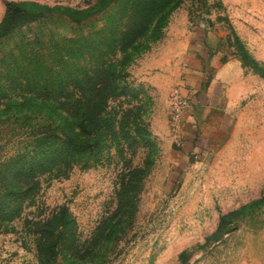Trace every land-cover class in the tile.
<instances>
[{"label":"rangeland","instance_id":"1","mask_svg":"<svg viewBox=\"0 0 264 264\" xmlns=\"http://www.w3.org/2000/svg\"><path fill=\"white\" fill-rule=\"evenodd\" d=\"M9 1L89 15L80 26L40 19L1 44L0 164L21 147L20 125L37 112L24 98L45 96L59 79L66 95L82 96L79 109L68 98L67 132L80 128L99 144L44 173L21 217L0 219V264H41L31 222L61 205L75 224L51 264L260 262L264 0H0V21ZM28 38L37 53L23 58L18 41ZM200 49L213 54L211 75L217 65L227 70L234 115L207 155L185 149L172 105L186 59ZM46 67L49 87L40 83Z\"/></svg>","mask_w":264,"mask_h":264},{"label":"trees","instance_id":"2","mask_svg":"<svg viewBox=\"0 0 264 264\" xmlns=\"http://www.w3.org/2000/svg\"><path fill=\"white\" fill-rule=\"evenodd\" d=\"M113 1L100 0L99 2L98 0V3L103 2L104 7H108ZM86 12V9L80 7L49 6L30 1H9L6 3V11L0 21V46L16 31L19 32L23 27L40 19L63 18L80 26L89 15H86ZM30 40L28 38L24 42L18 41V53H21L23 58H28L29 53L31 56H35L34 53H37L31 45L34 40ZM27 44L30 46L26 49ZM46 69L44 71L45 77L40 83L43 81L45 86L49 87L52 81L48 76L49 68L46 67ZM28 77L30 79L31 75ZM73 80L75 81L72 83L76 82V87H81L82 79L77 77ZM66 81V79H59L56 85L53 84L54 81L52 85L55 90L49 91L45 96L24 98V103H27L28 106L34 105L37 112L34 111L32 117L26 116V121L20 125L21 135H24L21 147L6 156L0 164L1 220H13L17 216L18 218L21 217L25 203L34 202L40 187V178L44 173L59 164L65 163L72 156L94 150L99 144L98 138L84 137L80 133V128L78 132L73 134L67 132L66 105L68 98H71L76 109H79L82 96L77 93L71 96L66 95L64 93ZM57 88L59 91H56ZM90 105L91 107L96 106L94 98ZM86 120L84 117L77 126L79 125L83 129ZM31 223V233L36 237L40 262L41 264H49L55 259L60 246L72 233L75 224L74 218L68 207L61 205L47 215H38Z\"/></svg>","mask_w":264,"mask_h":264},{"label":"crops","instance_id":"3","mask_svg":"<svg viewBox=\"0 0 264 264\" xmlns=\"http://www.w3.org/2000/svg\"><path fill=\"white\" fill-rule=\"evenodd\" d=\"M200 52L191 53L186 59L178 88L188 105L181 113L178 127L186 150L207 155L218 137L230 129L234 115L228 107L227 70L217 65L211 75L210 70L216 65L213 54L209 49L207 53L204 49ZM257 264H264V257Z\"/></svg>","mask_w":264,"mask_h":264},{"label":"built area","instance_id":"4","mask_svg":"<svg viewBox=\"0 0 264 264\" xmlns=\"http://www.w3.org/2000/svg\"><path fill=\"white\" fill-rule=\"evenodd\" d=\"M172 105H173V119L175 121L176 126L178 127V123L180 121V116L184 108L188 105L187 98H185L179 88L176 89L173 93V99H172Z\"/></svg>","mask_w":264,"mask_h":264}]
</instances>
